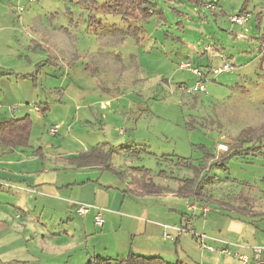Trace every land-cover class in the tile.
<instances>
[{"label": "rangeland", "instance_id": "rangeland-1", "mask_svg": "<svg viewBox=\"0 0 264 264\" xmlns=\"http://www.w3.org/2000/svg\"><path fill=\"white\" fill-rule=\"evenodd\" d=\"M146 1L155 14L123 21L75 0H0V121L30 117L23 152L40 150L45 167L76 153L72 137H82L135 152L112 157L127 180L144 167L154 184L177 188L193 178L178 162L185 159L207 166L203 186L213 198L237 205L241 196L247 209L264 211V0ZM234 16L246 23L234 24ZM225 64L230 71L212 74ZM192 68L203 72L206 92L189 93ZM83 110L97 122L88 125ZM233 142L238 152L227 161L206 157ZM212 216L208 227L217 232ZM232 217L251 220L264 246L263 216ZM198 242L186 238L181 263L201 264Z\"/></svg>", "mask_w": 264, "mask_h": 264}, {"label": "crops", "instance_id": "crops-1", "mask_svg": "<svg viewBox=\"0 0 264 264\" xmlns=\"http://www.w3.org/2000/svg\"><path fill=\"white\" fill-rule=\"evenodd\" d=\"M87 111L83 110V119L92 126L97 119ZM72 141L78 151L59 157L50 168L39 161L36 150L30 156L23 148L0 150V264H86L93 256L117 260L129 253L175 263L184 260L183 243L190 237L199 241L201 264H228L234 259L220 254L221 248L251 256L255 247H262L250 229L251 220L232 217L252 218L250 214L178 198L176 187L163 183L156 184L162 188L157 196L129 195L125 193L129 179L122 175L112 180L104 178V170L98 167H67L62 159L99 145L110 146L89 145L82 137ZM78 204L95 209L80 217ZM96 210L104 217L101 228L94 225ZM211 213H215L210 222L217 224V232L208 227L206 218ZM174 227L190 229L195 237L178 234Z\"/></svg>", "mask_w": 264, "mask_h": 264}, {"label": "trees", "instance_id": "trees-1", "mask_svg": "<svg viewBox=\"0 0 264 264\" xmlns=\"http://www.w3.org/2000/svg\"><path fill=\"white\" fill-rule=\"evenodd\" d=\"M79 3L90 4L92 9L98 10L99 7L105 9V12L120 16L123 21H129L131 18L141 17L142 20H147L151 15L156 13L155 8L151 2L146 0H104L102 5L99 6L97 0H78ZM260 16L257 20L259 21ZM260 22V21H259ZM262 40H264V33L262 34ZM31 120L28 116L16 119V118H4L0 121V150H14L17 148H27L29 143ZM229 145V144H228ZM236 142L230 143L227 149L222 152V155L215 157L207 154L206 157L212 158L216 164L223 163L230 159L232 155L237 154L238 150ZM241 148V147H240ZM123 147L115 149L111 146L99 145L92 148L90 151L79 154L78 156L66 159V163L69 165L79 167H98L100 170L111 171L116 175L121 176L118 171L111 167V160L115 153L128 156L129 153ZM123 151L122 154L120 151ZM34 152L40 159L42 155ZM137 154L135 152L129 154L133 158ZM179 164L191 168L194 172L193 178L184 180L183 185H177L175 195L178 198L183 199H195L199 202L206 204H216L219 206H225L228 209L240 213L250 214L252 218L255 216H263L262 212H251V208H248L247 198L237 196L234 198V203L237 205L226 204L217 198H213L203 186V182L206 179V173L208 172L207 166L195 167L189 160L180 159ZM213 163V162H212ZM162 173V174H161ZM131 175L129 183L127 184L126 194L133 196H157L161 194L162 188L153 183L151 173L144 167L135 169ZM164 172H160V177H165ZM171 179H174L171 177ZM180 182V181H179ZM246 205V206H245ZM86 264H183L181 262L169 263L160 257H143L129 253L123 258L117 260L104 259L99 256L90 257Z\"/></svg>", "mask_w": 264, "mask_h": 264}, {"label": "built area", "instance_id": "built-area-1", "mask_svg": "<svg viewBox=\"0 0 264 264\" xmlns=\"http://www.w3.org/2000/svg\"><path fill=\"white\" fill-rule=\"evenodd\" d=\"M35 1H37V0H29V2H35ZM19 10L22 11L23 9L20 8ZM231 21L237 25H244L246 23V19L243 17H240V16L232 17ZM182 67L189 69V67L187 65L182 66ZM230 70H231L230 66L225 64L221 68L212 70V74L216 76V75H219L222 73H226ZM190 71L195 76L196 80H195L192 88H190L189 93L190 94H197V93L206 92V88H205V84H204L205 77H204L203 72H201L198 68H192V69H190ZM58 128H59L58 126H55L53 129L50 130L49 133L51 135H56ZM217 149L219 151H225L226 147L222 144H219L217 146ZM93 209H95L93 206L78 204L76 206V213L80 217H85ZM103 224H104L103 214H102L101 210H96L95 215H94V225L96 228H101L103 226ZM173 230H175L178 234L184 233V234L190 235L192 237H195L194 232L190 229H183V228L174 227ZM165 236H167V235L165 234ZM201 237H205V236L202 235ZM219 253L226 256V257L233 258L234 260H236L238 262V264H264V246L255 247L252 251L251 256L240 254L237 251L231 250L229 247L221 248L219 250Z\"/></svg>", "mask_w": 264, "mask_h": 264}]
</instances>
